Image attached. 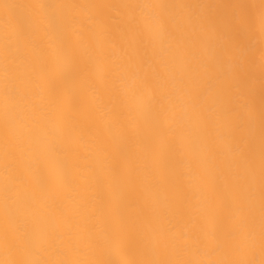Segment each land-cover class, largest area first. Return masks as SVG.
<instances>
[{
  "label": "bare ground",
  "instance_id": "6f19581e",
  "mask_svg": "<svg viewBox=\"0 0 264 264\" xmlns=\"http://www.w3.org/2000/svg\"><path fill=\"white\" fill-rule=\"evenodd\" d=\"M0 264H264V0H0Z\"/></svg>",
  "mask_w": 264,
  "mask_h": 264
}]
</instances>
